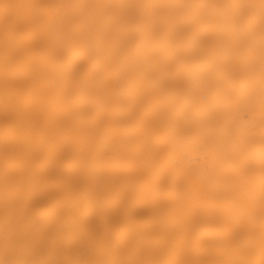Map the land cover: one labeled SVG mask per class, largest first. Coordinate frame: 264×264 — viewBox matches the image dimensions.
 Listing matches in <instances>:
<instances>
[{"label": "bare ground", "instance_id": "6f19581e", "mask_svg": "<svg viewBox=\"0 0 264 264\" xmlns=\"http://www.w3.org/2000/svg\"><path fill=\"white\" fill-rule=\"evenodd\" d=\"M0 264H264V0H0Z\"/></svg>", "mask_w": 264, "mask_h": 264}]
</instances>
